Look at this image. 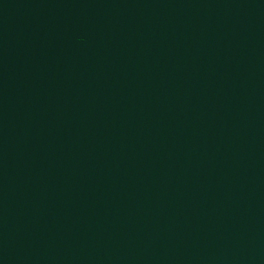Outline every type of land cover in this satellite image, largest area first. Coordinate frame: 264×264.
Segmentation results:
<instances>
[{
	"label": "water",
	"instance_id": "1",
	"mask_svg": "<svg viewBox=\"0 0 264 264\" xmlns=\"http://www.w3.org/2000/svg\"><path fill=\"white\" fill-rule=\"evenodd\" d=\"M0 264H264V0H0Z\"/></svg>",
	"mask_w": 264,
	"mask_h": 264
}]
</instances>
